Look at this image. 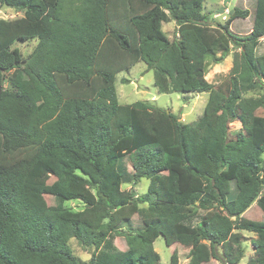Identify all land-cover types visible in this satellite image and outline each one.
I'll return each mask as SVG.
<instances>
[{
	"label": "trees",
	"instance_id": "obj_1",
	"mask_svg": "<svg viewBox=\"0 0 264 264\" xmlns=\"http://www.w3.org/2000/svg\"><path fill=\"white\" fill-rule=\"evenodd\" d=\"M0 1L24 11L0 18V264H156L159 236L189 248L186 264H237L242 231L256 234L247 264H264V220L244 216L254 203L264 214V114L241 103L242 87L264 86V0L216 26L206 0ZM248 16L250 32L235 34L231 22ZM172 20L174 39L163 30ZM36 38L28 57L13 46ZM230 45L240 50L215 86L209 61ZM140 61L160 93L207 92L203 114L185 123L148 100L121 103L116 77ZM235 121L242 128L231 134ZM143 178L145 193L123 188ZM74 200L84 207L66 206ZM132 204L139 224L120 214ZM200 210L213 211L210 221ZM71 238L92 250L88 261Z\"/></svg>",
	"mask_w": 264,
	"mask_h": 264
},
{
	"label": "rangeland",
	"instance_id": "obj_2",
	"mask_svg": "<svg viewBox=\"0 0 264 264\" xmlns=\"http://www.w3.org/2000/svg\"><path fill=\"white\" fill-rule=\"evenodd\" d=\"M255 0H206L204 2V13L209 16V23L213 26L217 24H225L234 14L235 8L249 9L251 13L254 11ZM0 1V18L14 19L24 15V11H18L11 7H2ZM253 26L252 17L247 18H235L231 24V30L241 36H245L250 32ZM163 30L166 32L170 39H174L178 34V25L172 20L163 24ZM38 43V39H32L29 41L17 40L13 46L19 47L25 57L33 51ZM231 46V50L224 57V59L215 63L209 61L205 78L214 84L215 86L225 83L229 79L230 70L233 67L234 56L236 52H239V48ZM256 54H264V37L261 38L260 43L256 49ZM128 81H127V80ZM4 88L9 87V83L5 82ZM116 88L118 97L121 103L130 104L138 100H148L160 107L170 110L176 113L180 120L185 123H191L197 120L202 114L208 99L207 92H169L160 93L154 83V70L148 69L145 62L140 61L134 65L129 71L125 70L120 72L116 77ZM264 86L258 89H247L242 87L241 103L253 100L255 103V113L264 114ZM242 128V124L239 121L232 122L230 124L231 134H236ZM264 157V156H263ZM129 169H132L131 162L126 160ZM250 172L245 171L243 178L245 180L250 179ZM50 183H57V178L52 176L49 179ZM149 184V180L143 178L139 183L124 184L123 188H133L138 194L146 192ZM228 190V197L233 198L237 192V187L234 182L226 184ZM47 204H52L54 199L51 195H44L42 197ZM66 206H69L75 210L82 209L84 204L79 200L68 201ZM138 207L135 205H128L120 211V214L132 218L135 224H139L137 216ZM201 214L207 216V221H210L213 211L200 210ZM244 216L254 220H264V214L260 210L257 203H254L250 208L244 212ZM256 238V234L249 231H242V238L240 242V248L244 252V256L237 264H247L249 259L254 256V249L252 246L253 240ZM115 245L120 250L127 249V243L123 236H117ZM69 244L74 254L83 261H88L91 257V249L85 248L77 239L71 238ZM154 249L160 254V261L156 264H170L171 256L174 250L179 254V264H186L188 262L189 248L181 244H173L168 246L163 236H159L153 243ZM239 249L238 245L235 247V251ZM202 264H222L220 260L216 258L210 259V261ZM229 264V263H227Z\"/></svg>",
	"mask_w": 264,
	"mask_h": 264
},
{
	"label": "water",
	"instance_id": "obj_3",
	"mask_svg": "<svg viewBox=\"0 0 264 264\" xmlns=\"http://www.w3.org/2000/svg\"><path fill=\"white\" fill-rule=\"evenodd\" d=\"M5 6L10 7L9 4H7V3H3L2 7H5Z\"/></svg>",
	"mask_w": 264,
	"mask_h": 264
}]
</instances>
